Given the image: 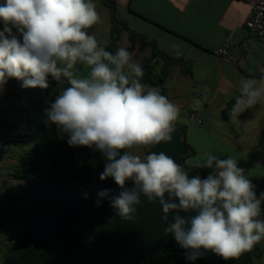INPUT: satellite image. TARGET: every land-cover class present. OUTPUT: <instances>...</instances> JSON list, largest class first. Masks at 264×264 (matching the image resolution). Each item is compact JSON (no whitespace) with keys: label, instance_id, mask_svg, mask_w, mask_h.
Returning <instances> with one entry per match:
<instances>
[{"label":"clouds","instance_id":"obj_1","mask_svg":"<svg viewBox=\"0 0 264 264\" xmlns=\"http://www.w3.org/2000/svg\"><path fill=\"white\" fill-rule=\"evenodd\" d=\"M98 20L94 0H0V94L12 78L40 89L49 88L50 78L66 80L69 86L43 110L45 123L70 147L102 154L100 180L112 178L120 191H99L97 206L107 199L122 221L135 222L142 196L158 201L163 235L193 264L208 251L225 261L251 252L264 240V191L257 195L234 157L207 153L199 168L212 171L202 178L163 151L143 158L127 151L169 141L179 108L141 82L143 65L125 47L110 52L89 34ZM78 65L88 68L86 75ZM237 88L233 115L264 105V76L241 77ZM190 211L196 214L181 215Z\"/></svg>","mask_w":264,"mask_h":264},{"label":"crops","instance_id":"obj_2","mask_svg":"<svg viewBox=\"0 0 264 264\" xmlns=\"http://www.w3.org/2000/svg\"><path fill=\"white\" fill-rule=\"evenodd\" d=\"M252 1L116 0V5L123 9L121 17L130 27L155 38L161 49L183 61L169 66L161 93L179 111L187 110V119L181 117L173 124V129L185 128L186 141L193 151L185 158V164L199 168L209 152L220 158L232 156L239 167L246 169L245 174L260 193L264 191V105L254 106L238 116L231 112L239 95L240 78L259 80L264 76V37L250 35L245 27ZM223 42L248 53L242 68L213 53ZM180 89L184 92L183 100L177 94ZM190 97L197 104L188 111ZM186 100L189 102L183 103ZM25 104L23 93L10 79L0 94V123L7 125L13 138L28 132L23 119ZM194 129L199 136H192ZM13 142L11 158L0 160V264L12 242L11 234L21 229L10 218L11 209L16 206L13 201L17 188L21 186L13 174L26 154L29 141L14 138ZM196 145L202 149L201 156ZM199 169L204 177L212 171Z\"/></svg>","mask_w":264,"mask_h":264},{"label":"trees","instance_id":"obj_3","mask_svg":"<svg viewBox=\"0 0 264 264\" xmlns=\"http://www.w3.org/2000/svg\"><path fill=\"white\" fill-rule=\"evenodd\" d=\"M102 2L110 11L111 40L108 44L98 40L100 45L114 53L120 48L116 42L120 29L126 30L128 44L125 48L129 52L137 44L148 46L151 50L150 59L143 64L141 82L162 90L169 66L182 63V59L171 56L159 47L155 38L135 30L125 19L119 18L116 0ZM78 67L81 74H87V67ZM184 72L189 73L188 70ZM12 79L25 98L23 119L28 129L24 135L14 138H27L29 141L26 154L20 159L13 175L32 201L27 208L20 205L11 209L10 218L22 228L11 234L12 242L4 253L2 264H193L185 259L183 252H144L108 258L95 249V241L111 226L113 210L107 199L97 206V193L110 189L113 194H118L120 187L110 177L100 180L105 161L99 151L70 147L65 135L55 125L45 123L43 110L48 106L47 102L53 101L69 86L67 81L57 82L50 78L49 88L40 89L23 88L21 81ZM179 128L190 150L179 157L180 162L186 168H198L184 162L193 151L186 141L185 128ZM11 138L14 140L13 136ZM201 177L204 178V175ZM130 184V181L127 182L128 187ZM263 254L264 248L260 242L251 252L219 264H264L259 262ZM194 264L211 263L201 256Z\"/></svg>","mask_w":264,"mask_h":264},{"label":"water","instance_id":"obj_4","mask_svg":"<svg viewBox=\"0 0 264 264\" xmlns=\"http://www.w3.org/2000/svg\"><path fill=\"white\" fill-rule=\"evenodd\" d=\"M152 151L165 152L177 164L188 171L189 176L200 175L199 168H186L180 162L179 157L186 155L189 149L179 132L173 130L169 141L152 145L145 152V155ZM131 186L132 183L129 187ZM141 201V205L138 206V217L135 222L122 221L116 216L115 210H112L111 226L95 241V249L102 256L108 258L124 255H140L144 252L185 253V250L179 247L171 235H163L166 224L162 220L163 213L159 202L149 203L143 196L141 197ZM195 214L193 211L181 213V215L186 217ZM169 219H171V216H169ZM202 257L211 264H219L224 260L211 251L205 252Z\"/></svg>","mask_w":264,"mask_h":264},{"label":"rangeland","instance_id":"obj_5","mask_svg":"<svg viewBox=\"0 0 264 264\" xmlns=\"http://www.w3.org/2000/svg\"><path fill=\"white\" fill-rule=\"evenodd\" d=\"M94 4H95L96 10L99 14V20L91 28H89V32H90V34L94 35L97 38V40H99L100 42H102L104 44H108L111 40V34H110L111 22H110L109 8L102 2V0H94ZM122 14H123V9L121 7L117 6V16L120 18L122 16ZM118 26L120 27L121 25L118 24ZM116 42L120 47H126V45L128 44L127 31L123 30V28L120 29V37ZM150 51L151 50L148 46H142V45L137 44V46L133 49V51H130V53L133 54L134 59L139 60L143 65L150 59V55H151ZM176 65L180 66L179 64H176ZM177 69H179V68H177ZM11 81L14 84V86H16L13 79H11ZM177 83H178V81H177ZM177 94L180 96V100H183V98H184L183 90L180 89V91ZM190 98H191V103H190V108L188 111L193 110L194 105L197 104L196 99H194L193 97H190ZM186 102H189V101L186 100L183 103H186ZM181 117L184 119H187V110L179 111V116H178L177 120H180ZM174 128L175 129H173V130L175 132H179L181 135V138H182V132H181V130H179L180 128L179 127H174ZM192 136H194V137L199 136L196 133V129L193 130ZM28 146L29 145H27L26 148H28ZM151 146H152V144L135 146L131 149H127V151H129L131 154L140 155L143 158L145 155V152L147 151V149H150ZM196 146H197L198 155L201 156L202 155V149L200 146H198V145H196ZM16 149H19V145H16ZM245 171H246V169H245ZM16 192H17V194H16L15 199L13 201L14 204L16 205L15 208L19 207L20 205L27 208L32 201L29 194L27 192H26V194H23V189L21 186L19 188H17ZM257 195L259 196L258 192H257ZM261 244H263L262 247L264 248V240L261 241ZM259 262L264 263V254H263V256Z\"/></svg>","mask_w":264,"mask_h":264},{"label":"built area","instance_id":"obj_6","mask_svg":"<svg viewBox=\"0 0 264 264\" xmlns=\"http://www.w3.org/2000/svg\"><path fill=\"white\" fill-rule=\"evenodd\" d=\"M245 27L252 36L264 37V0H253L245 19ZM213 53L223 57L238 68L245 64L248 53L235 49L229 43H221ZM264 75V71H263ZM5 123H0V160L7 161L13 154L14 142Z\"/></svg>","mask_w":264,"mask_h":264}]
</instances>
